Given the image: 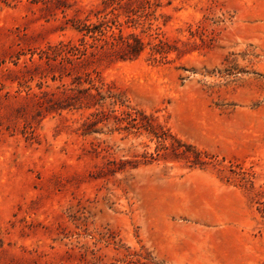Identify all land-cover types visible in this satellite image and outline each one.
Wrapping results in <instances>:
<instances>
[{
  "label": "rangeland",
  "instance_id": "1",
  "mask_svg": "<svg viewBox=\"0 0 264 264\" xmlns=\"http://www.w3.org/2000/svg\"><path fill=\"white\" fill-rule=\"evenodd\" d=\"M0 264H264V0H0Z\"/></svg>",
  "mask_w": 264,
  "mask_h": 264
},
{
  "label": "trees",
  "instance_id": "2",
  "mask_svg": "<svg viewBox=\"0 0 264 264\" xmlns=\"http://www.w3.org/2000/svg\"><path fill=\"white\" fill-rule=\"evenodd\" d=\"M89 32L94 33V35H92V36L96 39H101L102 35L105 34V32L101 29H96V30L90 29ZM96 32H99L100 34L95 35ZM110 35L112 38L116 39V35H115L114 31ZM133 38H134V41H127V43H128L127 45L130 49L131 57H136L139 54H141V52L144 50L145 43L140 36H133ZM130 115L132 116V113H130ZM155 134L159 138L160 142L164 141V139H165L164 136L157 134V133H155ZM199 153H202V152L199 151Z\"/></svg>",
  "mask_w": 264,
  "mask_h": 264
}]
</instances>
